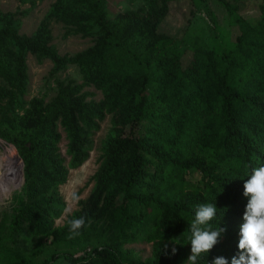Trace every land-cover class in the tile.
Wrapping results in <instances>:
<instances>
[{
	"label": "trees",
	"instance_id": "trees-1",
	"mask_svg": "<svg viewBox=\"0 0 264 264\" xmlns=\"http://www.w3.org/2000/svg\"><path fill=\"white\" fill-rule=\"evenodd\" d=\"M145 1L149 13L112 18L108 0H55L44 21L94 40L71 57L50 44L45 23L21 35L19 20L0 10V140L12 144L23 170L14 206L0 216V264H187L189 226L202 203H214L209 225L225 231L197 264L238 257L243 185L264 165V13L250 25L236 13L240 0H220L227 27L237 29L233 40L214 36L184 61L175 40L158 30L164 12L156 8L164 1ZM28 54L50 62L52 75L75 66L81 82L57 81L51 101H26ZM90 87L100 100L84 90ZM106 116L93 188L68 217L85 216L86 223L69 239L67 220L55 226L65 209L58 188L88 160L89 137ZM44 238L49 245L38 241ZM93 239L99 244L81 254L70 250ZM137 243L151 244L150 258L141 261L125 247Z\"/></svg>",
	"mask_w": 264,
	"mask_h": 264
},
{
	"label": "rangeland",
	"instance_id": "rangeland-1",
	"mask_svg": "<svg viewBox=\"0 0 264 264\" xmlns=\"http://www.w3.org/2000/svg\"><path fill=\"white\" fill-rule=\"evenodd\" d=\"M163 4L156 8L160 13L164 12L158 30L169 37L173 38L182 52L184 61L190 58V48L210 46L214 42V36L220 38L227 45L233 40L232 34L236 32V27L229 29L227 27L229 18L223 8L220 0H159ZM234 4V0H227ZM55 0H30L22 3L19 0H0V10L4 14H13L19 20V34L31 35L37 28L45 23L50 30L52 44L59 55L71 57L79 52L86 50L94 44L92 37L75 30L74 26H66L57 23L54 20L44 21L45 15L49 11ZM236 13L240 15L250 25H255L264 13V0H240L236 3ZM146 10L150 12L151 7L145 0H108L107 11L110 17H114L126 10L139 11ZM217 24L221 31L217 33ZM28 84L27 93L24 97L26 101L32 98L43 99L45 103L51 101L56 95L57 81L65 82L75 81L80 83V76L73 65L67 69L52 75V64L48 61L38 63L35 56L28 54L26 57ZM85 91L93 93L91 99L98 101L101 94L94 88H85ZM110 126V116L100 123L99 130L93 132L89 137L91 151L88 160L79 168L70 170L67 182L58 188L59 194L65 202V208H71L72 213L79 209L77 204L70 200V194L73 191L79 192V200L86 199L92 188L93 183L89 178L98 168V156L101 141L105 138ZM58 132L61 135L59 144L60 152L65 158L67 164L69 158L66 155L67 139L62 127L58 126ZM10 149L13 153L14 164L10 171L8 180L0 185V216L4 212H10L14 206V197L19 193L23 184L22 161L12 146V144L0 140V154L4 149ZM71 213V214H72ZM69 216L66 215L65 209L55 222V226L60 227L65 224ZM239 237V234H238ZM240 238V237H239ZM44 245H49V239H40ZM36 243V242H35ZM89 245H80L78 248L70 249L73 253L81 254L83 249L88 246H97L98 239L89 241ZM132 249L136 255L144 261L151 257V244L137 243L125 246ZM53 264H68L63 260H58Z\"/></svg>",
	"mask_w": 264,
	"mask_h": 264
},
{
	"label": "clouds",
	"instance_id": "clouds-1",
	"mask_svg": "<svg viewBox=\"0 0 264 264\" xmlns=\"http://www.w3.org/2000/svg\"><path fill=\"white\" fill-rule=\"evenodd\" d=\"M243 195L247 197V204L243 213V223L239 228L238 257H233L231 264H264V165L251 169L248 179L243 185ZM70 200L74 204L79 202V193L71 192ZM67 216H71L72 209L65 208ZM214 203L197 205L189 231L190 255L187 264H197L202 254L208 253L218 242V238L225 229L211 228L209 222L216 216ZM86 217L67 219L68 238L73 239L81 235ZM173 254L175 248L172 249ZM211 264H228L223 257L215 258Z\"/></svg>",
	"mask_w": 264,
	"mask_h": 264
},
{
	"label": "bare ground",
	"instance_id": "bare-ground-1",
	"mask_svg": "<svg viewBox=\"0 0 264 264\" xmlns=\"http://www.w3.org/2000/svg\"><path fill=\"white\" fill-rule=\"evenodd\" d=\"M14 164V157L12 151L4 149L3 153L0 154V185L8 180L10 171Z\"/></svg>",
	"mask_w": 264,
	"mask_h": 264
}]
</instances>
